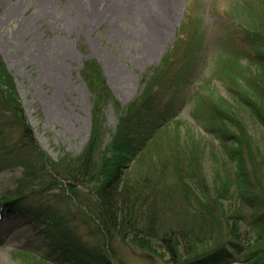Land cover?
Instances as JSON below:
<instances>
[{
  "label": "rangeland",
  "instance_id": "1",
  "mask_svg": "<svg viewBox=\"0 0 264 264\" xmlns=\"http://www.w3.org/2000/svg\"><path fill=\"white\" fill-rule=\"evenodd\" d=\"M175 1L173 24L166 32H159L153 28L161 24L160 10L170 5L169 0H0V54L14 78L28 125L50 161L77 158L91 140L95 94L85 76L88 62L95 65L94 73L101 72L109 89L102 115L108 139L137 99L156 95V108L147 117H155L156 124L149 126L150 139L134 143L137 152L125 157L123 169L126 174L138 168V173L170 187L174 197L163 196L162 191L156 195L165 197L167 205L163 208L159 203V218L152 224L155 231H172L173 222H163L166 216H172L168 221L174 222L180 214L187 216L186 188L175 166L178 155L187 156L190 165L189 172L182 170L185 180L203 176L209 188L217 166L214 153L231 160L227 148L231 151L240 145L242 151L240 143H246L245 172L253 182L257 180L248 151L257 153V161L264 160L259 151L261 148L264 154V107L255 109L242 103V93L247 96L251 92L243 89L245 83L236 74L226 72L244 69L249 76L257 71L256 66L252 69L253 61L263 50L244 39L247 11L242 15V7L264 6V0ZM170 2L171 12L174 2ZM191 32L190 40L196 38L197 42H193L192 57L186 60L184 49ZM166 78L168 85L156 84ZM94 80L97 83L96 75ZM257 89L264 98V84ZM208 95L217 110L208 113L213 124L207 125L197 114L199 110L207 114L203 98ZM223 101L228 110L221 108ZM242 129L249 140L242 136ZM19 137L15 128H0L2 147L14 144ZM23 175L21 166L0 170V195L13 191ZM61 182L62 188L47 182L45 192L40 190L41 198L26 199L22 211L37 214L40 205L60 209L65 226L71 228V238H78L84 248H92L98 241L92 234L95 227L67 200L68 183ZM80 191V196L88 199L89 190ZM85 201L92 208V202ZM253 203L264 204V199L255 198ZM242 211L247 218L252 216L249 204L243 203ZM258 213H264V208ZM217 218L209 222L197 219L192 224L198 226L196 232L205 224L223 238L227 225L223 218L221 225H216ZM34 220V215L0 217V264H96L81 254L67 253L61 245L53 247L45 236V225ZM126 236H116L109 245L113 264H175L171 256V262L164 258L169 255L167 248L157 249L156 254L132 243L131 235ZM230 262L242 264L239 260Z\"/></svg>",
  "mask_w": 264,
  "mask_h": 264
},
{
  "label": "trees",
  "instance_id": "2",
  "mask_svg": "<svg viewBox=\"0 0 264 264\" xmlns=\"http://www.w3.org/2000/svg\"><path fill=\"white\" fill-rule=\"evenodd\" d=\"M247 6L249 9L242 7V15L247 11L244 17L247 21L244 39L250 45L263 50L256 61H253L255 63L252 69L256 66L257 71H251L249 76L244 69L226 72L236 74L238 79H242L245 83L243 89L252 93L247 96L242 93V103L257 109L264 107V98L256 93L259 91L257 86L264 84V6ZM192 34L193 32L187 36L188 45L184 49L186 60L192 57L194 51L193 42L196 38L190 40ZM94 67L95 65L88 62L84 70L87 82L95 94L91 140L85 151L77 158L65 157L55 162L50 161L40 149L33 130L28 125L14 78L0 54V128L6 127L11 130L15 128L17 133H20L19 141L10 146L0 145V170L4 171L9 166L24 168L23 178L18 179L17 187L7 194L0 195V207L7 208L9 212L16 209L23 217L34 215V222L45 224V234L55 245H62L67 253L71 252L77 257H81V254L85 258H91L96 264H113L109 259L111 257L109 253L112 252L111 249L109 251V245L119 235L123 238L131 235L132 243L156 254L157 249L167 248L169 255L166 254L164 258L168 259L171 256V261L175 264H232L230 260H239L242 264H264V213L256 215L257 212L263 211L264 204L253 203L255 198L264 199V160L257 161V153L247 150L253 161V174L257 180L253 182L245 172L246 143L243 141L240 143L242 151L240 145L233 147L231 151L227 146L226 151L229 156L231 155V160L214 153L217 166L214 170V183L209 188L203 176L197 175L198 178L191 176L190 180H185L182 170L189 172L190 165L187 163V156L178 155L175 166L178 174L181 173L180 178L186 188L183 195L185 203L188 204L187 216L183 217L180 214L175 222L168 221L172 216H166V221L163 222L165 224L173 222L172 231L159 229L155 231L152 224L159 218L161 211L159 203L164 208L167 199L163 196L174 197L170 187L163 185L157 178L138 173V168L126 174L123 169L126 167L125 157L137 152L138 148L134 143L143 144L150 139L149 126L154 128L156 124L153 123L155 117L150 119L147 117L153 114L157 97L150 95L148 98L145 96L137 99L132 104L133 108L121 117L118 127L111 134L112 138L108 139L102 115L105 110L104 102L109 100L110 94L106 80L101 72H93ZM95 75L97 83L94 80ZM156 84L166 86L168 79H162ZM203 101L207 114L199 110L197 118L207 125L213 124L207 116L212 109L217 110L215 101L209 95L206 96V100L203 98ZM220 106L228 110L227 102ZM257 112H261V109ZM6 113L11 114L6 117ZM212 120H215V117H212ZM242 136L248 139L244 129ZM235 140L238 141L237 138ZM180 145L182 147V144ZM259 151L264 157L261 148ZM133 172L136 173L134 177L131 176ZM49 181L55 184L51 186L57 188H62L61 181L68 183L65 187L67 194L64 196L78 208L79 212H83L85 220L89 219L95 227L92 234L98 237V241L94 247L84 248L78 238H71L73 237L71 228L65 226V216L60 209L53 211L48 206L40 205L37 207V214H29L26 209L22 211V203L26 199L41 198L40 190L44 191L43 187H47ZM82 188L89 190L88 199L80 196ZM161 191L163 196H156L158 192L161 194ZM83 199L92 202V208ZM243 203L249 204L253 210L250 218L242 211ZM216 216L219 221L215 222L216 225H221L222 218L227 225L225 227L228 231L224 230L226 235H223V238L222 234L215 236L213 230L206 228L205 224L200 225V232L195 231L198 226L192 224L193 221L201 219L209 222ZM161 242L165 246L160 244ZM234 254L237 255L236 259H232Z\"/></svg>",
  "mask_w": 264,
  "mask_h": 264
},
{
  "label": "bare ground",
  "instance_id": "3",
  "mask_svg": "<svg viewBox=\"0 0 264 264\" xmlns=\"http://www.w3.org/2000/svg\"><path fill=\"white\" fill-rule=\"evenodd\" d=\"M174 2V6L173 8H171V12H170V6H171V2L169 0V4L170 5H166L164 10H160V14H161V20H159V23L161 22V24L159 26L154 25L155 31H159L160 30L162 32H166L168 30V28L173 24V16L176 14L177 11V2L175 0H172ZM232 259H236L237 255L234 254L232 256Z\"/></svg>",
  "mask_w": 264,
  "mask_h": 264
}]
</instances>
